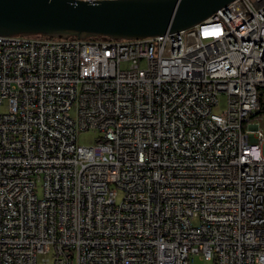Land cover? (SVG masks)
<instances>
[{"label":"built area","instance_id":"2783aa9c","mask_svg":"<svg viewBox=\"0 0 264 264\" xmlns=\"http://www.w3.org/2000/svg\"><path fill=\"white\" fill-rule=\"evenodd\" d=\"M5 100L0 264H264V0L139 39L0 35Z\"/></svg>","mask_w":264,"mask_h":264},{"label":"water","instance_id":"95a60500","mask_svg":"<svg viewBox=\"0 0 264 264\" xmlns=\"http://www.w3.org/2000/svg\"><path fill=\"white\" fill-rule=\"evenodd\" d=\"M233 0H0V35L139 39L192 28Z\"/></svg>","mask_w":264,"mask_h":264},{"label":"rangeland","instance_id":"374dc122","mask_svg":"<svg viewBox=\"0 0 264 264\" xmlns=\"http://www.w3.org/2000/svg\"><path fill=\"white\" fill-rule=\"evenodd\" d=\"M218 104L214 108L213 112L216 114L221 113L226 108V96L225 95H219L218 96ZM7 111V102L6 100L3 101V104L0 105V113H5ZM70 115L72 117L75 116L74 110L70 112ZM259 129L262 131V134L264 136V116H262L258 120ZM101 137V133L95 130H87L83 132H79L76 138V142L79 146L84 147H90L95 145V143L98 141V139ZM37 196L41 198V190H38ZM123 198V193L121 191L116 192L115 201L116 203H120V201ZM194 225H197V221L195 220ZM41 258V256H39ZM44 258H51V255H45ZM40 261V260H39ZM189 264H213L212 261H205L203 259H200L198 256L193 257L192 261L189 262Z\"/></svg>","mask_w":264,"mask_h":264},{"label":"trees","instance_id":"16d2710c","mask_svg":"<svg viewBox=\"0 0 264 264\" xmlns=\"http://www.w3.org/2000/svg\"><path fill=\"white\" fill-rule=\"evenodd\" d=\"M263 104V102H261V105ZM264 113V109H261V111L259 112V114Z\"/></svg>","mask_w":264,"mask_h":264}]
</instances>
